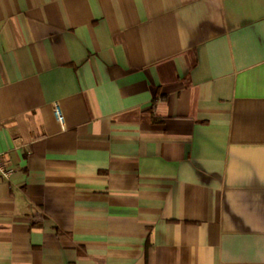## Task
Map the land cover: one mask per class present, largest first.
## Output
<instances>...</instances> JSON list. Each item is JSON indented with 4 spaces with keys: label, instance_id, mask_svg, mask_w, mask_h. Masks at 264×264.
Returning a JSON list of instances; mask_svg holds the SVG:
<instances>
[{
    "label": "crops",
    "instance_id": "obj_1",
    "mask_svg": "<svg viewBox=\"0 0 264 264\" xmlns=\"http://www.w3.org/2000/svg\"><path fill=\"white\" fill-rule=\"evenodd\" d=\"M0 151V264H264V0H0Z\"/></svg>",
    "mask_w": 264,
    "mask_h": 264
},
{
    "label": "built area",
    "instance_id": "obj_2",
    "mask_svg": "<svg viewBox=\"0 0 264 264\" xmlns=\"http://www.w3.org/2000/svg\"><path fill=\"white\" fill-rule=\"evenodd\" d=\"M55 115L59 121L63 120L62 113L58 106H56L55 108ZM12 172L13 169L10 166H8L5 161V154L2 151H0V174L8 178L9 176H11Z\"/></svg>",
    "mask_w": 264,
    "mask_h": 264
}]
</instances>
